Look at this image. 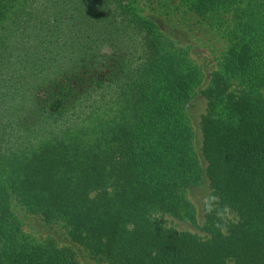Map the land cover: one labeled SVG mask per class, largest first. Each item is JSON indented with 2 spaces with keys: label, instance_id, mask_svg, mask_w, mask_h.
<instances>
[{
  "label": "trees",
  "instance_id": "obj_1",
  "mask_svg": "<svg viewBox=\"0 0 264 264\" xmlns=\"http://www.w3.org/2000/svg\"><path fill=\"white\" fill-rule=\"evenodd\" d=\"M149 2L0 0V264H82L16 208L107 264H264V0H157L228 24L203 90L205 169L185 112L200 71ZM203 173L220 205L207 236L166 226L194 217Z\"/></svg>",
  "mask_w": 264,
  "mask_h": 264
},
{
  "label": "rangeland",
  "instance_id": "obj_2",
  "mask_svg": "<svg viewBox=\"0 0 264 264\" xmlns=\"http://www.w3.org/2000/svg\"><path fill=\"white\" fill-rule=\"evenodd\" d=\"M151 1L146 6L147 13L161 19V28L172 40L178 55L200 71V81L185 104V112L193 131V147L205 169L207 161L202 153V119L205 114L209 113V109L208 99L203 90L210 85L213 73L222 69V63L229 47L226 29L228 24L220 27L211 16L191 12L181 4L174 7L172 3L167 2V6L161 7L157 0ZM234 23V20L230 21L229 25ZM233 26L230 27L233 28ZM185 195L193 204L194 217L179 218L164 214L162 219L165 225L179 231H190L203 237L207 236L203 228L207 213L212 208L220 206L207 175L203 173L201 180L189 186ZM16 210L23 221L26 232L33 237L43 240L52 238L58 243L73 245L82 264H107L105 261L93 258L81 244L71 241L67 230L60 223L48 224L38 215L21 211L20 208ZM223 215L228 222L239 220L237 211L230 207L224 209Z\"/></svg>",
  "mask_w": 264,
  "mask_h": 264
}]
</instances>
